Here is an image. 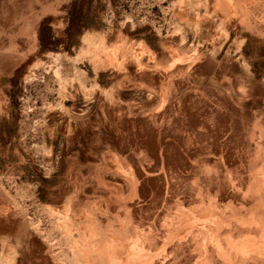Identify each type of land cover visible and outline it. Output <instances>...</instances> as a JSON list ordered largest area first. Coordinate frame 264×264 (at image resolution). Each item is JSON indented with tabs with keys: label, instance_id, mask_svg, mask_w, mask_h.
I'll return each mask as SVG.
<instances>
[{
	"label": "rangeland",
	"instance_id": "1",
	"mask_svg": "<svg viewBox=\"0 0 264 264\" xmlns=\"http://www.w3.org/2000/svg\"><path fill=\"white\" fill-rule=\"evenodd\" d=\"M0 264H264V0H0Z\"/></svg>",
	"mask_w": 264,
	"mask_h": 264
}]
</instances>
